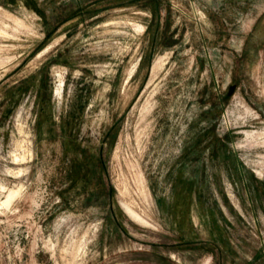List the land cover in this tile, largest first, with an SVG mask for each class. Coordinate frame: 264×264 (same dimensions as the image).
<instances>
[{
  "label": "rangeland",
  "instance_id": "374dc122",
  "mask_svg": "<svg viewBox=\"0 0 264 264\" xmlns=\"http://www.w3.org/2000/svg\"><path fill=\"white\" fill-rule=\"evenodd\" d=\"M10 1L0 264H264V0Z\"/></svg>",
  "mask_w": 264,
  "mask_h": 264
},
{
  "label": "trees",
  "instance_id": "16d2710c",
  "mask_svg": "<svg viewBox=\"0 0 264 264\" xmlns=\"http://www.w3.org/2000/svg\"><path fill=\"white\" fill-rule=\"evenodd\" d=\"M16 0H11L10 2H14ZM154 2H156V0H152ZM22 2L29 8L33 9L35 12H37L39 15H41L43 18H45V15L44 13L42 12V10L40 9L39 7V3H38V0H22ZM67 18H63L60 22H58V24H60L62 21H65ZM57 24V25H58ZM54 29V28H53ZM72 169H76L75 168H72Z\"/></svg>",
  "mask_w": 264,
  "mask_h": 264
},
{
  "label": "bare ground",
  "instance_id": "6f19581e",
  "mask_svg": "<svg viewBox=\"0 0 264 264\" xmlns=\"http://www.w3.org/2000/svg\"><path fill=\"white\" fill-rule=\"evenodd\" d=\"M157 64V63H156ZM155 64V65H156ZM154 65V66H155ZM60 88V87H59ZM58 88V89H59ZM58 89H57V91H58ZM56 92V91H55ZM15 192H13V191H10L9 193H8V195L6 196V198H5V200L2 202V204H8L11 200H12V198L15 196ZM127 208V207H126ZM127 212L131 215V216H133L135 219H137V220H139V221H142V222H146L140 215H138L137 213H135L134 211H132V210H130V209H128L127 208Z\"/></svg>",
  "mask_w": 264,
  "mask_h": 264
}]
</instances>
